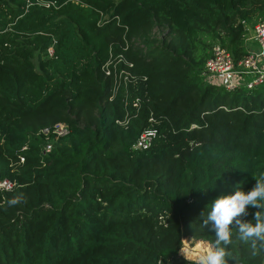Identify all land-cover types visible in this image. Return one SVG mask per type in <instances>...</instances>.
Wrapping results in <instances>:
<instances>
[{
	"label": "trees",
	"instance_id": "trees-1",
	"mask_svg": "<svg viewBox=\"0 0 264 264\" xmlns=\"http://www.w3.org/2000/svg\"><path fill=\"white\" fill-rule=\"evenodd\" d=\"M54 1L0 0V264H191L181 238L214 241L212 204L264 172V83L202 75L215 43L246 54L264 0Z\"/></svg>",
	"mask_w": 264,
	"mask_h": 264
},
{
	"label": "clouds",
	"instance_id": "clouds-1",
	"mask_svg": "<svg viewBox=\"0 0 264 264\" xmlns=\"http://www.w3.org/2000/svg\"><path fill=\"white\" fill-rule=\"evenodd\" d=\"M254 175L257 182L250 191L238 190L233 195L217 198L212 204L201 227L211 224L215 240L205 246L202 254L194 259L186 247H180V252L191 264H239L237 245L246 246L252 257L264 255V172ZM23 199L21 193L9 199L7 204L15 206ZM249 206L259 209L254 222L243 219L248 215Z\"/></svg>",
	"mask_w": 264,
	"mask_h": 264
},
{
	"label": "built area",
	"instance_id": "built-area-1",
	"mask_svg": "<svg viewBox=\"0 0 264 264\" xmlns=\"http://www.w3.org/2000/svg\"><path fill=\"white\" fill-rule=\"evenodd\" d=\"M46 6L53 5L54 0H37ZM252 39L254 45L249 47L246 54L235 60L224 46L215 43L211 48V53L202 70L204 81L207 83H215L223 86L225 89H234L242 86L249 89L264 83V18L258 20L253 26ZM248 29V27H247ZM246 40V39H245ZM51 55L53 47L49 46L47 49ZM128 62L122 55L115 59H109L104 66L105 73H110L113 70L114 76L123 77L127 79L130 76L128 68L118 69L116 63L118 61ZM112 64L113 68L109 65ZM151 119V118H150ZM195 125V124H192ZM56 136H63L69 132V126L65 122H55L51 128ZM44 133L49 132L48 127L42 129ZM154 127L143 129L134 143V147L146 148L151 143L156 134ZM50 148V144L45 146V150ZM23 160V157H20ZM15 181L7 177L0 176V191H7L12 189Z\"/></svg>",
	"mask_w": 264,
	"mask_h": 264
},
{
	"label": "rangeland",
	"instance_id": "rangeland-1",
	"mask_svg": "<svg viewBox=\"0 0 264 264\" xmlns=\"http://www.w3.org/2000/svg\"><path fill=\"white\" fill-rule=\"evenodd\" d=\"M159 30H160L159 28H154L152 35H154V36L156 35L157 37H160L161 33ZM252 46L253 45H251V47ZM198 241L199 240H197L191 236H183L181 238V243H182L181 246L186 247L189 250V252L192 254L194 259L197 258L200 254H202L201 252H199L195 249V245L198 243ZM179 253H181L180 248H179Z\"/></svg>",
	"mask_w": 264,
	"mask_h": 264
},
{
	"label": "crops",
	"instance_id": "crops-1",
	"mask_svg": "<svg viewBox=\"0 0 264 264\" xmlns=\"http://www.w3.org/2000/svg\"><path fill=\"white\" fill-rule=\"evenodd\" d=\"M252 34H253V27L248 26L247 32L245 34V39H246V42L249 45V47H251V45H254L253 39H252Z\"/></svg>",
	"mask_w": 264,
	"mask_h": 264
},
{
	"label": "bare ground",
	"instance_id": "bare-ground-1",
	"mask_svg": "<svg viewBox=\"0 0 264 264\" xmlns=\"http://www.w3.org/2000/svg\"><path fill=\"white\" fill-rule=\"evenodd\" d=\"M208 243L209 242H207V241L199 240L198 243L195 245V249L202 253V250L205 248V246Z\"/></svg>",
	"mask_w": 264,
	"mask_h": 264
},
{
	"label": "water",
	"instance_id": "water-1",
	"mask_svg": "<svg viewBox=\"0 0 264 264\" xmlns=\"http://www.w3.org/2000/svg\"><path fill=\"white\" fill-rule=\"evenodd\" d=\"M209 242V241H208Z\"/></svg>",
	"mask_w": 264,
	"mask_h": 264
}]
</instances>
